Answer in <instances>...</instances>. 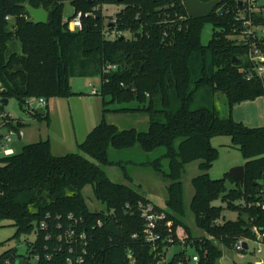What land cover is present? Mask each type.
Wrapping results in <instances>:
<instances>
[{
    "label": "trees",
    "instance_id": "obj_1",
    "mask_svg": "<svg viewBox=\"0 0 264 264\" xmlns=\"http://www.w3.org/2000/svg\"><path fill=\"white\" fill-rule=\"evenodd\" d=\"M98 1L122 7L107 22L97 12L84 18L83 29L71 31L68 20L79 11L96 10L95 0L69 2L75 13L67 21L65 2L0 0V97L17 99L20 107L30 97L43 98L48 104L50 99L78 94L72 90V78L97 76L104 110L101 122L78 144L77 153L56 156L46 139L27 143L22 155L0 160V221H11L18 238L36 232L28 254H40L39 264H68L69 246L57 237L74 223L70 214L83 219L78 222V233L85 231L89 237L85 264H176L186 249L161 263L171 244L161 240L154 249L146 241L138 204L150 200L112 180L103 168L114 163L109 160L111 147L139 146L145 152L164 147V154L148 163L169 181L166 206L156 207L166 211L172 224L161 230L162 239L171 234L176 241L194 242L189 248L201 256L198 264H217L221 248L205 237L194 238L183 221L182 177L186 166L198 161L201 174L192 180L191 211L198 228L221 244L229 247L241 237H252L253 225L264 227V126L252 128L232 115L235 105L264 95L260 79L247 78V50L236 39L241 23L232 11L193 18L183 0ZM27 5L43 8L49 13L48 21L35 24L27 18ZM206 23L213 25L208 43L202 41ZM106 25L121 35L108 38ZM125 32L131 37L124 36ZM109 63L118 69L105 73ZM219 93L225 94L229 106L225 118L214 103ZM132 102L137 106L108 107ZM108 112L147 114L149 129H120L105 120ZM34 117L49 119V113L37 112ZM225 136L245 158L243 186L229 172L223 178L209 173L219 159L213 139ZM161 158L168 161L166 169ZM228 179L234 186H227ZM86 186L92 187L106 211L89 209L82 193ZM215 200L224 206L215 205ZM225 209L238 212V217L216 222L224 218ZM112 221L120 228V236L109 233ZM47 254L52 257L46 258ZM19 256L23 255L16 248L7 250L0 255V264H15Z\"/></svg>",
    "mask_w": 264,
    "mask_h": 264
},
{
    "label": "rangeland",
    "instance_id": "obj_2",
    "mask_svg": "<svg viewBox=\"0 0 264 264\" xmlns=\"http://www.w3.org/2000/svg\"><path fill=\"white\" fill-rule=\"evenodd\" d=\"M93 6H96L95 11L99 12V15L102 18L104 17L105 22H107L109 16H113L119 12L122 4L107 1L101 3L95 0ZM74 10V6L66 1L64 4V19L66 21L75 13ZM212 31L213 25L206 23L202 34V41L204 43L210 41ZM124 36L131 37V34L125 32ZM18 50H20V47ZM100 81L101 79L97 76L72 78V90L78 94H75L71 98L58 97L50 99L47 106L43 108L44 111L49 113V119L45 117H42V119H37L36 117L29 118L24 128L25 137L23 141L25 143H34L50 138L51 146L54 147V154L57 156L79 152L78 144L84 141L88 132L93 128L92 126L98 125L103 118V97L100 94L91 93V83L100 86ZM214 103L222 117L228 116L229 106L227 105L225 94H217ZM125 106L136 107L137 103H125L124 105L109 104L108 107L113 109ZM4 108L6 112H10L16 117L25 120L28 118L27 113H24L15 98H10L8 105ZM232 115L234 120L242 121L252 128L264 126V95L257 97L256 100H246L235 105ZM105 120L108 123H114L123 130L136 128L139 131H145L150 126L149 117L144 113L123 114L108 112ZM213 140L214 145L219 150V159L214 163L209 173L214 178H223L230 168L242 165L245 162V158L238 149L230 146L231 140L229 137H215ZM164 152V147H159V149L152 152H145L139 146L127 148L126 150H117L111 147L109 149V160H112L114 163L103 168L107 176L115 182L131 186L143 196L153 199L157 206H166L165 202L168 198L167 185L169 181L148 164L159 159ZM161 160L162 167L166 169L168 161L165 158H161ZM197 165L198 161L188 164L183 173L184 206L186 207L183 221L192 230L194 238H203L206 237V233L198 228L190 207L195 193L192 179L201 174L200 170L196 168ZM227 186L231 187L234 184L228 179ZM82 193L91 211H106L105 205L93 193L91 186H86L82 190ZM213 203L224 206L221 200H215ZM238 215L236 211L225 209L223 212L224 218L219 219L218 223H224L228 219H236ZM15 232V227L12 226L11 221H0V255L7 250L16 248L19 254L27 257L28 244L36 239V232H33L29 236L22 235L19 238L15 236ZM219 243L217 245L221 248L223 257L225 256L220 261L221 263H227L231 258L236 259V255L232 251L227 252L226 248ZM182 249L183 247L179 245L172 246L165 255L166 260H171L172 256ZM188 252L193 253L194 250L189 249Z\"/></svg>",
    "mask_w": 264,
    "mask_h": 264
},
{
    "label": "built area",
    "instance_id": "obj_3",
    "mask_svg": "<svg viewBox=\"0 0 264 264\" xmlns=\"http://www.w3.org/2000/svg\"><path fill=\"white\" fill-rule=\"evenodd\" d=\"M262 2V3H261ZM264 0H229L228 2L222 1L220 5L217 6L215 12L221 13L222 11L233 12L235 20L241 23V30L236 35L237 43L243 44L247 50V61L248 67L245 68L247 72V78H259L264 87ZM95 10V9H94ZM81 12L73 15L70 20H68V28L72 30L83 29L84 18L91 16H96V11ZM28 14V15H27ZM26 17L33 20L32 15L27 10ZM261 17L262 20H257V17ZM7 21H11L12 17L10 15L6 16ZM109 20V19H108ZM116 19H111V23L115 24ZM104 34L110 39H114L121 33H117L115 30H111L110 26H105ZM115 34L114 36H112ZM118 66L115 64H108L105 68V73L110 71H116ZM101 86V84H100ZM100 86L91 83V93L99 94ZM0 97V160L2 158L10 157L15 155L17 152L16 147L13 145L14 141H22L25 137L24 128L26 122L29 118H33L38 108H45L47 102L45 99H37L35 97H30L25 100V103L21 107L24 113H27L28 118L22 119L16 117L10 112H6L5 108L1 103ZM9 103V102H8ZM6 107V106H5ZM128 207V205H127ZM157 206L151 202H140L138 204V209L140 216L144 221V233L147 242H150L154 249L157 248V244L162 241H168L171 246L167 247L165 254L161 257L162 262H167L165 255L174 245L182 246L186 249L185 254L177 261L176 264H198L201 260L198 252L189 253V247H194V242L191 244L188 240L184 238H179L178 241L169 234L166 236L165 240L162 239L161 230L165 228H170L172 226L171 221L167 218V213L165 210H157ZM264 208V203H262ZM69 218L74 220L72 226L67 227L63 235H58V242H66L70 249V255L66 256V261L68 264H85L86 257L88 255V240L89 237L85 231H80L78 233L77 225L79 221H83L82 218L76 219L74 214H70ZM218 222V220L216 221ZM98 226H102V222L98 221ZM41 228L45 229L46 224L42 223ZM60 228V225H58ZM252 237H241L236 242L231 244V246L226 247L223 245L227 252L232 251L235 258H231L229 262L221 263L220 261L225 257L219 259L217 264H264V227L259 228L257 225L251 226ZM136 237L137 235H133ZM51 236L47 235V239ZM207 239L214 241L218 244L219 240L213 235L210 236L206 234ZM218 242V243H217ZM190 244V246H189ZM220 244V243H219ZM182 249V250H183ZM176 254V253H175ZM24 257L30 264H39L40 254L30 253ZM51 254H47L46 258L50 259ZM129 258H132L131 251L128 254ZM169 261V260H168ZM6 264H12L9 261Z\"/></svg>",
    "mask_w": 264,
    "mask_h": 264
},
{
    "label": "water",
    "instance_id": "obj_4",
    "mask_svg": "<svg viewBox=\"0 0 264 264\" xmlns=\"http://www.w3.org/2000/svg\"><path fill=\"white\" fill-rule=\"evenodd\" d=\"M58 1H60V2H66V1L71 2L73 0H58ZM221 1L222 0H208V1L183 0V2L185 4V8H187L189 15L193 18H201L204 16L211 15L212 13L215 12L217 6L220 5ZM27 10L32 15L33 22L35 24L46 23L48 21L49 13H47L43 8H41V7L34 8L31 5H27ZM237 62H239V60H237ZM8 102H9V98H2L1 99V103H2L3 107L7 106ZM37 112L42 115V114H44V109L38 108ZM26 144L27 143H25L23 140L13 142V145L17 149L16 155H22L24 153V150L27 147ZM228 172L233 177V179L235 181L240 183L241 186L244 185L245 173H246L244 164L240 165V166H234V167L230 168V170ZM107 227H108L109 233H111L112 235L113 234L116 236L121 235V230L116 225L115 222L112 221L111 223L108 224ZM14 263L15 264H30L27 262V260L24 257H21V256L17 257L15 259Z\"/></svg>",
    "mask_w": 264,
    "mask_h": 264
},
{
    "label": "crops",
    "instance_id": "obj_5",
    "mask_svg": "<svg viewBox=\"0 0 264 264\" xmlns=\"http://www.w3.org/2000/svg\"><path fill=\"white\" fill-rule=\"evenodd\" d=\"M33 118H34V117H33ZM238 122H239V121H238ZM26 124H27V123H26ZM94 126H96V125H94ZM94 126H92V127L94 128ZM93 128H92V129H93ZM92 129L88 132V134L92 131ZM88 134H87V135H88ZM87 135H86V137H87ZM86 137H85V139H86ZM48 139L50 140V138H48ZM85 139H84V140H85ZM34 143H35V142H34ZM50 145H51V142H50ZM52 152H53V154H54V147H53V146H52ZM54 155H55V154H54ZM56 156H57V155H56ZM243 164H244V163H243ZM243 164H242V165H243ZM196 168L198 169V165H197ZM192 180H193V179H192ZM232 184H233V183H232ZM144 197H146V196H144ZM146 198L149 199L151 202H153V203L155 204V202H154L153 199L148 198V197H146ZM155 205H156V204H155ZM156 206H157V205H156ZM158 207H159V208H165V206L160 207L159 205H158Z\"/></svg>",
    "mask_w": 264,
    "mask_h": 264
}]
</instances>
